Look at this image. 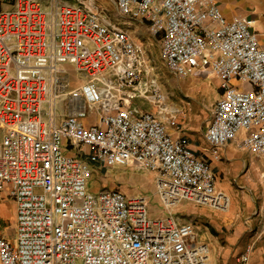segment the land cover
I'll use <instances>...</instances> for the list:
<instances>
[{
    "label": "built area",
    "instance_id": "1",
    "mask_svg": "<svg viewBox=\"0 0 264 264\" xmlns=\"http://www.w3.org/2000/svg\"><path fill=\"white\" fill-rule=\"evenodd\" d=\"M50 3L0 0V191L8 185L15 205L0 264H209L193 221H178L175 210L184 201L229 210L210 162L241 132L242 146L264 156V49L254 21L227 19L215 0H115L121 16L161 33L171 73L218 79L207 158L169 134L181 107L164 99L141 45L93 2ZM93 114L98 123L86 126ZM68 147L88 148L87 158ZM93 165L152 174L165 216L150 217L144 195L87 191Z\"/></svg>",
    "mask_w": 264,
    "mask_h": 264
},
{
    "label": "crops",
    "instance_id": "2",
    "mask_svg": "<svg viewBox=\"0 0 264 264\" xmlns=\"http://www.w3.org/2000/svg\"><path fill=\"white\" fill-rule=\"evenodd\" d=\"M44 7L49 8V5L51 4V0H40ZM67 1L69 3L75 4V5H81L83 7L90 6V4L93 2V5L96 7V9L100 12V14L103 17H106L111 22L119 26L123 31L127 33L129 38L136 42L137 44L141 45L145 55L150 60L151 68L154 72V74L157 77L158 81V87L160 88L161 92L163 93L164 99L168 100V96H165L164 88H161V84L159 82V77L156 72V66L152 60V57L147 52L145 44L141 42L138 37L133 33L132 24L133 23H139L142 25V27L147 29V33H149V26L146 22L135 19L131 16H121L115 5V0H105V2H110L113 7L114 13H109L104 7H102L98 2L101 0H62ZM216 4L220 8L221 13L223 16H225L227 19H232L238 16L247 17L254 21L253 23V29L257 33L258 41L260 44V47L264 49V0H215ZM107 4V3H106ZM116 15L119 16V20L114 18ZM151 36V35H150ZM159 52H161L160 43H159ZM161 57H162V53ZM66 70L68 71L70 79H72V75L75 77H79L73 70V67L70 65L64 66ZM195 79H202V78H209V79H215L218 81L217 78H215L213 75H207V76H192ZM82 81V80H80ZM79 80L74 81L72 79L71 85L73 87L79 85ZM245 88H249V85H245ZM220 91V89H219ZM221 94V92H220ZM220 96V95H219ZM136 103L142 108L147 111H155V108L150 106L148 103L143 102L141 100H135ZM181 107L182 111V106ZM49 110L48 105H45L44 112L46 113ZM63 114V113H62ZM59 115V113H58ZM181 115V114H180ZM180 115L175 120V123L168 127L167 130L169 134L173 138H180L183 137L186 139V141L190 144L193 151H195L196 155H204L207 158H209V147L206 142L202 143L199 142L198 137H195L194 135H191L186 132V124H184L185 121ZM61 116L57 117L56 122L58 123ZM210 120V119H209ZM97 117L95 114L90 115L86 120L85 124L86 126L95 125L97 124ZM209 124V121L206 123L203 129V138L205 134V130ZM241 138L238 136V138L235 141H232L228 143L224 149L222 150V155L219 161H212L210 162V171L212 175L214 176L216 180V187L223 191L227 192L230 196V209L227 214H224L223 216L219 215L218 212L213 211V209L209 207H201L196 210L197 214L196 217H199L202 220H206L208 223V226H203V229L196 227V234L202 242L206 243L209 247V264H236V258L242 254L247 253L249 255V261L247 264H264V209H252L250 207L247 212V220H240L237 212H241V210L238 207V203L236 200L238 198V195L235 194L229 185H226L224 183L219 182L221 176L227 178V177H236L238 181L245 182L248 178L253 179L255 175L261 171V169H264V162H262L260 165L257 164L255 160H264V156L257 155L248 149L244 148L242 146V140L244 137V133H240ZM205 140V139H204ZM248 152V154L252 156H257L256 159H253L249 164H246L245 160L241 158L240 152ZM66 152L71 155L78 158L86 159L87 154L89 152V149L86 147H79L76 149L67 148ZM153 177V175L151 174ZM264 177V173H262V178ZM11 202L13 209H14V219H13V227H14V221H15V205L13 201L9 197V186L5 185L2 190L0 191V218H3L4 213L6 212L5 207L8 206V203ZM10 203V205H11ZM189 205L193 206L189 203ZM194 207H197L194 205ZM200 207V206H199ZM189 209V208H187ZM179 221V220H178ZM192 221V220H189ZM223 221L224 223H221ZM228 225L232 226V230L229 232L223 231L221 233H218L219 231H222V227ZM226 228V227H224ZM220 229V230H219ZM6 230V228H1L0 225V235H4L3 231ZM14 232V230H13ZM5 237V236H4ZM7 237V236H6ZM218 237H221L223 239V244H221L218 241ZM8 238H10L8 236ZM13 238V237H11ZM214 252H216L215 258L213 257Z\"/></svg>",
    "mask_w": 264,
    "mask_h": 264
},
{
    "label": "rangeland",
    "instance_id": "3",
    "mask_svg": "<svg viewBox=\"0 0 264 264\" xmlns=\"http://www.w3.org/2000/svg\"><path fill=\"white\" fill-rule=\"evenodd\" d=\"M102 7H104L109 13L113 14L115 10L110 2H105L101 0L98 2ZM107 3V4H106ZM120 19L118 15L114 17ZM133 33L138 37V39L145 44L147 52L152 57V60L156 66V72L159 77V82L161 88H164L165 96H168V100L171 103L182 106V111L180 118L182 117L186 124V132L200 138L199 142L204 143L203 129L206 123L211 118V114L214 108L216 100L219 98V82L217 80L202 78L195 79L189 75H175L171 73L165 66V63L161 57V52H159V43L161 39V33L152 34L147 33V29L142 27L139 23L132 24ZM74 81H80V77H75L72 75ZM242 135L239 134L241 138ZM205 144V143H204ZM241 158L245 160L246 164H249L257 156L249 155L248 152H240ZM264 158V157H263ZM258 165L263 161L255 160ZM262 173L264 169H261L253 179L248 178L245 182L236 180V177H223L221 176L220 181L232 188L233 192L238 196L237 203L241 212H237L239 219L244 220L248 216L247 210L252 207V209H264V177L262 178ZM108 188L121 191L127 195H144L148 198V214L152 218L164 217L165 213L156 194L155 184L153 177L147 171H141L136 169L134 166L129 167H113L107 168L100 165H93L91 168V174L87 182V191L97 192L100 189ZM229 196V194L226 192ZM230 197V196H229ZM11 202L5 207L3 218H0L1 228H6L3 231L4 235L13 237V219H14V209ZM189 208V209H187ZM201 208V206L194 207L189 205L188 202H183L176 210V217L180 222H187L192 220L196 227L203 229V226H208L206 220H202L196 217V210ZM230 209V208H229ZM216 211V210H213ZM229 211V210H228ZM226 212H218L219 215L223 216L227 214ZM229 214V213H228ZM247 220V219H246ZM221 223H224L221 221ZM226 227V228H224ZM222 227V231L229 232L233 228L226 224ZM220 230V229H219ZM218 241L223 244V239L218 237ZM216 252H214L213 257L215 258Z\"/></svg>",
    "mask_w": 264,
    "mask_h": 264
}]
</instances>
